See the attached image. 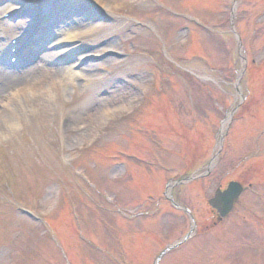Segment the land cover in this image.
Here are the masks:
<instances>
[{"label":"rangeland","instance_id":"1","mask_svg":"<svg viewBox=\"0 0 264 264\" xmlns=\"http://www.w3.org/2000/svg\"><path fill=\"white\" fill-rule=\"evenodd\" d=\"M86 2L81 13L102 4L106 19L74 50L87 55L92 47L97 61L66 89L56 81L31 91L32 104H14V127H5L13 116L0 104V264H156L190 226L164 202L167 180L191 167L190 175L204 174L217 155L211 176L182 191L174 187L192 215L209 216L205 202L220 182L255 185L222 230L193 239L160 264H264V0H237L233 16V0ZM68 4L75 10L77 0ZM68 18L56 15L44 34L88 26ZM22 22L27 26L0 19V45H9ZM37 39L43 45L46 38ZM111 52L124 57L102 59ZM51 65L40 60L33 67L57 73L68 67ZM94 93L97 103L88 104ZM158 164L162 170L152 167ZM129 166L130 189L141 194L124 200ZM154 179L163 190H154ZM108 195L118 199L108 205ZM126 209L134 215L127 218ZM138 213L144 214L134 218ZM143 219L150 230L142 231ZM174 226L179 231L171 235Z\"/></svg>","mask_w":264,"mask_h":264},{"label":"bare ground","instance_id":"2","mask_svg":"<svg viewBox=\"0 0 264 264\" xmlns=\"http://www.w3.org/2000/svg\"><path fill=\"white\" fill-rule=\"evenodd\" d=\"M3 0H0V5L2 4ZM16 3L15 4H3L2 6H0V9H6L7 13H11V14H17L18 12H20V6H21V1L20 0H14ZM58 3L53 2V0H30V2H33V7L39 11H42V8H47L49 10H53V4H56L58 7H65L66 10H68V14H69V18L71 21L70 22H74L77 21V25L78 26H82V25H88L87 27L81 28L80 30L76 29L74 31H69V29H65V26L63 27V29L58 28L56 30L55 36L56 35H60V37H58L51 45L50 49L57 47L58 49H62V52L59 53L58 55L56 54L55 58L52 59L49 56H45L44 54H42V50L41 51H37L34 55L33 58L35 56H41L44 59L45 65L48 64L49 66L51 65L52 62L55 63H62L64 61H66L68 58H70L72 55H75L76 52L78 50H74V45L73 43H78V41L82 38H88L91 36V34L93 35L94 31L97 30H101L99 27H97V25H95V22H102L104 23V15H102V12L106 13V10L101 6L102 4L97 5L98 7H96L95 9H97V11L101 14H99L96 10L94 9H90V8H86L83 10V13H78L76 10L71 9V4H68L66 0H55ZM5 2V0L3 1V3ZM18 2V3H17ZM20 2V3H19ZM80 5V4H78ZM5 6V7H4ZM34 9V10H35ZM36 11V10H35ZM102 11V12H101ZM108 12V11H107ZM72 14V15H71ZM76 15V19L74 16ZM74 19V20H73ZM42 27V26H41ZM106 29V27L104 28ZM109 29V27H108ZM111 29V27H110ZM84 31V33H80V31ZM104 31V30H103ZM52 32V31H51ZM91 33V34H90ZM53 35V32L51 35H49V38H51ZM30 42V40L28 41ZM73 48V49H72ZM45 49V48H42ZM56 49V48H55ZM69 49H71L69 51ZM7 48H3V53L2 56L5 57L7 55ZM69 51V52H68ZM93 53H89L87 55H80L77 59H75V62L72 63V65H70L68 67L67 70H64L63 72L61 71L60 73L54 72L53 70H49L46 69L44 70L43 68H32L31 70H29L28 74H25L24 77H22L23 75H18L17 74V70L13 69L12 67H10L9 65L4 63V68L0 67V98L7 93L6 96V100L4 101V97H2L0 99V104L2 102L4 103V106H8L6 107L7 111H10L11 116H13V118H6L5 119V127L6 128H10V127H14L15 126V122L18 120H14V117L16 115V110H15V106L14 104H16V106L18 104H24V105H30L32 104V98L29 97L28 95H30L31 91H35V89H43L45 88V86H47L48 84H55L57 83L56 81H59L61 84H66V83H70L74 78H81L82 75L84 74V69L86 67V65H84L80 70L75 71L74 68L78 65L82 66V64H84L85 62H89L90 60H92V55ZM77 56V55H76ZM117 57V55L115 54H110L107 57ZM107 57H104L103 59H107ZM30 60H32V58L29 57ZM95 59V58H94ZM42 60V61H43ZM29 61V60H28ZM28 61H26L25 59L21 61V65H23V63H27ZM90 68V67H89ZM17 74V75H16ZM52 86V85H51ZM27 87H32V88H27ZM26 88V89H25ZM50 86H49V90H50ZM24 89V90H23ZM22 90V91H19ZM13 91H17V92H13ZM105 94V93H104ZM92 99V100H91ZM91 99H89L88 104H90V102L92 103L91 105H94V103H97V99H96V93H94L91 97ZM96 105V104H95ZM96 110V109H95ZM6 114L2 115L1 117H5Z\"/></svg>","mask_w":264,"mask_h":264},{"label":"water","instance_id":"3","mask_svg":"<svg viewBox=\"0 0 264 264\" xmlns=\"http://www.w3.org/2000/svg\"><path fill=\"white\" fill-rule=\"evenodd\" d=\"M241 192L242 189L240 186L232 184L229 191L222 195H218V200L216 202L213 201L211 204L219 210L221 216H225L232 208L234 199L237 198Z\"/></svg>","mask_w":264,"mask_h":264}]
</instances>
